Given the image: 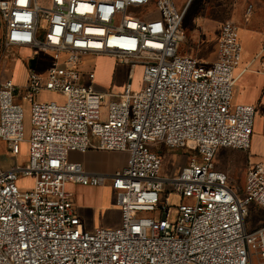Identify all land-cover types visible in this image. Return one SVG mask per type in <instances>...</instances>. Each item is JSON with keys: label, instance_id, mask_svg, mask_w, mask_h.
Segmentation results:
<instances>
[{"label": "built area", "instance_id": "built-area-1", "mask_svg": "<svg viewBox=\"0 0 264 264\" xmlns=\"http://www.w3.org/2000/svg\"><path fill=\"white\" fill-rule=\"evenodd\" d=\"M185 13L174 0H0V47L51 53L24 86L0 80V148L15 159L28 147L26 164L0 165V264H264V225L247 227L264 212V165L248 169L240 196L215 162L222 149L249 150L257 115L233 102L239 27L222 24L216 60L204 63L181 53ZM100 56L139 67L140 87L84 85V59ZM162 146L196 154L166 177ZM91 149L126 152V166L96 174L69 160ZM107 182L120 225L88 230L68 185Z\"/></svg>", "mask_w": 264, "mask_h": 264}, {"label": "crops", "instance_id": "crops-1", "mask_svg": "<svg viewBox=\"0 0 264 264\" xmlns=\"http://www.w3.org/2000/svg\"><path fill=\"white\" fill-rule=\"evenodd\" d=\"M174 3L177 10L186 9L181 29V53L204 63L210 64L216 60L222 24L232 21L239 27L242 60L234 74L233 102L254 106L257 115L249 150L222 149L215 159L217 168L228 175L230 186L238 185L245 182L246 173L251 166L264 165V0H174ZM20 66L26 69V64L21 63ZM26 73L27 78L28 72ZM94 89L105 95L110 94L98 85ZM27 159L28 147L24 145L17 158L9 159V164L2 166L10 168L15 163L23 165ZM127 159L126 152L96 149L85 154H69L70 161L82 163L87 171L107 175L125 167ZM183 159L185 162L182 166L171 170L174 174L180 172L188 163L187 157ZM101 189L112 211V219L115 220L110 226L117 227L120 225L121 216L109 182ZM77 213L86 229H95L88 225L84 212L77 209Z\"/></svg>", "mask_w": 264, "mask_h": 264}, {"label": "rangeland", "instance_id": "rangeland-1", "mask_svg": "<svg viewBox=\"0 0 264 264\" xmlns=\"http://www.w3.org/2000/svg\"><path fill=\"white\" fill-rule=\"evenodd\" d=\"M3 23L0 20V35L3 30ZM183 49V48H182ZM37 55L36 70L45 74L51 63V53L46 50H34L26 48H9L0 47V80L11 79L19 86H24L26 83V72L29 68V59ZM4 56V58H3ZM26 64V69L21 68L20 64ZM94 73L95 80L90 82L87 79L88 73ZM82 83L84 85L101 86L105 91L111 94H122L129 83L132 88L140 87L142 70L139 67L133 68L129 63H122L113 57H89L84 59L81 66ZM41 101H57L63 103V98L55 93H44L39 96ZM25 110V125L27 133L30 129V110L29 103L26 99H18ZM163 158L162 175L171 177L175 175L173 171L177 166L184 164L183 157L191 158L196 154L194 150L185 148L183 150H171L164 146L161 147ZM11 158L6 155L3 149L0 148V165L3 167L9 164ZM246 181V178H245ZM33 177L20 180L22 190H30L33 185ZM235 191L243 196L245 182L240 184H231ZM102 187V186H101ZM101 187H85L77 184H69L68 190L73 194L74 208L84 212L88 225L95 228H115L110 224L114 223L112 219V211L108 206L106 196H104ZM171 204H177L180 200L171 195L169 197ZM264 225V212L254 209L247 219V227L249 230L255 229ZM255 264L257 262L255 261Z\"/></svg>", "mask_w": 264, "mask_h": 264}, {"label": "water", "instance_id": "water-1", "mask_svg": "<svg viewBox=\"0 0 264 264\" xmlns=\"http://www.w3.org/2000/svg\"><path fill=\"white\" fill-rule=\"evenodd\" d=\"M36 62H37V59H36V58H32V59L29 61V64H30V68H31V69L35 68Z\"/></svg>", "mask_w": 264, "mask_h": 264}]
</instances>
